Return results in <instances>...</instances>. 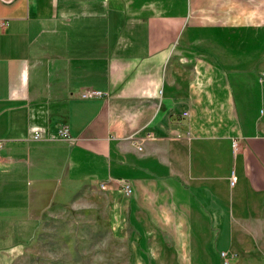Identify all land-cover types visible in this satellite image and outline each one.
<instances>
[{"label":"crops","instance_id":"crops-1","mask_svg":"<svg viewBox=\"0 0 264 264\" xmlns=\"http://www.w3.org/2000/svg\"><path fill=\"white\" fill-rule=\"evenodd\" d=\"M0 20V264L102 183L181 264L264 224V0H0Z\"/></svg>","mask_w":264,"mask_h":264},{"label":"rangeland","instance_id":"rangeland-1","mask_svg":"<svg viewBox=\"0 0 264 264\" xmlns=\"http://www.w3.org/2000/svg\"><path fill=\"white\" fill-rule=\"evenodd\" d=\"M129 208L122 189H79L42 213L14 264H181V257L168 256L157 243L148 254ZM249 228L250 240L231 249L237 253L232 264H264V224Z\"/></svg>","mask_w":264,"mask_h":264},{"label":"built area","instance_id":"built-area-1","mask_svg":"<svg viewBox=\"0 0 264 264\" xmlns=\"http://www.w3.org/2000/svg\"><path fill=\"white\" fill-rule=\"evenodd\" d=\"M7 25V22L4 20H0V27L4 28ZM79 97L82 100H97V99H108L109 95L106 92L94 89L92 87H85L83 88L80 93H79ZM59 135L62 139H66L69 140L71 139V135L69 132V129L67 127H64L60 130ZM34 141H39L41 139V135L36 133L33 138ZM234 145L236 147L237 143L234 142ZM3 148V142L0 141V151ZM139 149H142L139 146ZM236 182V178L232 177L231 180V184L234 185ZM100 188L102 190H107L108 186L106 183H102L100 185ZM123 190L126 194L130 195L132 193V189L129 185H124ZM237 257V253L234 251H221L220 252V260H221V264H232V261Z\"/></svg>","mask_w":264,"mask_h":264}]
</instances>
